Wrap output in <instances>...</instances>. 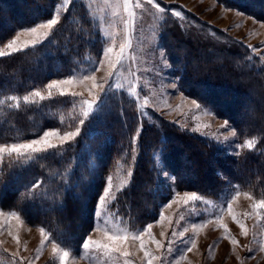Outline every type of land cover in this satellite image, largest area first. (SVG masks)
I'll return each mask as SVG.
<instances>
[{
  "label": "trees",
  "instance_id": "trees-1",
  "mask_svg": "<svg viewBox=\"0 0 264 264\" xmlns=\"http://www.w3.org/2000/svg\"><path fill=\"white\" fill-rule=\"evenodd\" d=\"M227 1L258 16L264 14V0ZM55 2L0 0V44L17 29L47 18ZM91 21L82 3L68 6L46 40L0 56V141L36 135L72 121L70 96L28 97L29 102L24 97L40 90L48 79L75 69L86 56L98 54L99 33ZM172 47L180 60L177 73L182 89L211 105L240 136L253 137V148L228 155L212 140L187 132L157 113L142 118L127 94L108 93L104 109L89 114L74 141L28 159H3L0 206L17 210L27 221L76 247L92 224L106 174L117 167L123 153L129 159L133 154L137 157L131 180L117 198L124 215L136 224L154 217L162 195L156 155L170 166L181 189L212 196L227 181H236L264 195V69L242 45L215 48L222 63L213 61L208 66L199 59L190 61L195 46ZM181 49L186 52L180 54ZM141 124L139 140L131 144Z\"/></svg>",
  "mask_w": 264,
  "mask_h": 264
},
{
  "label": "rangeland",
  "instance_id": "rangeland-1",
  "mask_svg": "<svg viewBox=\"0 0 264 264\" xmlns=\"http://www.w3.org/2000/svg\"><path fill=\"white\" fill-rule=\"evenodd\" d=\"M155 2L165 9L163 13L148 4L147 0H130L127 10L125 0H68L66 7L64 0H56L47 18L17 29L3 41L0 44V52L5 54L14 52L13 49L22 50L38 44L50 36L57 24L52 29L41 25L53 18L59 22L68 6L71 8L76 3H82L92 20V25L98 30L100 49L97 55H88L81 59L75 69L48 79L40 90L25 96L32 99L48 97L50 90L47 85L52 80L71 79L72 84L51 89L52 96L60 95L61 91L69 93L71 122L65 126L47 127L36 135L14 136L10 140L0 141V144L26 143L39 139L45 131H56L58 135L50 137V142L59 145V136L76 131L80 121L85 119L87 105L84 101L93 99L95 93L99 92V89H96L93 95L89 94L92 80L83 79L84 75H88L94 76L100 83L105 79L110 81L100 94L93 114L104 109L108 100L105 95L123 92L135 101L140 116L144 119L148 120L153 112L157 113L187 132L212 140L224 153L231 156L243 148H249V143L252 145L250 148H253V137L240 136L232 123L227 118L218 116L211 105L188 95L182 89L177 73L180 60L173 52L172 46H195L198 49L190 53L195 52L190 61L196 62L199 59L205 64L208 63V66L213 61L222 63L217 59V51H213L215 48H242V45L248 53L250 51L248 57H255L264 69V14L258 16L254 12L232 5L227 0ZM137 3L140 4L139 8L135 6ZM175 11H179L181 15H174ZM130 12L133 13L132 16L129 15ZM32 28H36L35 33L31 31ZM168 35L173 39L169 40ZM12 41L16 43L8 47ZM126 42L128 47L125 49L124 58L113 69L109 61H116L120 46ZM249 45L252 47H248ZM105 48L113 49L110 56L104 55ZM185 52V49L179 51L180 54ZM101 60L102 64L99 63ZM94 68L99 70L93 71ZM110 72L111 77L108 76ZM36 92H39L40 96H36ZM255 98L258 101V98ZM192 100H196L199 107L192 104ZM8 104L11 105V102ZM144 112L148 115L144 116ZM225 121L228 122L227 125L221 127ZM35 154L5 153L0 155V163L7 157L23 156L28 159ZM124 155L127 156L123 153L117 167L106 174L97 197L92 224L86 230L84 238L90 235L93 240L104 242L105 231L127 235L126 250L131 253L130 256L103 249L85 250L82 247L84 238L81 244L75 247L50 233L46 227L27 221L17 210L0 206V264H60L59 257L62 253L59 249L56 254L53 253V241L59 244L60 249L70 253L66 264H127V261L132 264H147L144 259L145 250L155 257H162L153 260V264H264V251H261L264 246V210L254 207L257 201L264 200V195L251 188H245L236 181H227L218 193L212 196L195 190L181 189L176 184L170 166L156 155V172L162 195L154 217L136 224L124 215L117 198L118 190L131 180L134 159L137 157L133 154L130 159L127 156L128 160H124ZM109 177L116 199L103 210L98 222L95 217L98 198L107 186ZM193 192L201 199L186 203L185 193ZM109 200H112L111 196ZM229 204L232 207L231 213L228 210ZM12 212L18 213L20 219L12 216ZM233 215L238 216L240 223L245 224L246 235L241 233L238 223L232 218ZM149 224L152 225L149 229L151 236L144 232ZM193 224L203 227L193 229ZM41 228L48 239L45 240L41 235ZM135 236L144 240V249H141L140 241L134 239ZM233 240L236 243H233ZM156 241L163 247H158ZM168 241L173 243L169 245ZM169 248L172 249L171 252ZM188 248L192 250L189 252ZM248 249L253 251L249 252ZM181 256L184 258L181 259Z\"/></svg>",
  "mask_w": 264,
  "mask_h": 264
},
{
  "label": "snow or ice",
  "instance_id": "snow-or-ice-1",
  "mask_svg": "<svg viewBox=\"0 0 264 264\" xmlns=\"http://www.w3.org/2000/svg\"><path fill=\"white\" fill-rule=\"evenodd\" d=\"M68 0H64V5L65 7L67 6ZM129 3L130 0H125V9L127 10V8L129 7ZM148 4L153 5L155 8H157L161 13H163L165 11L164 8H161L160 5L158 3L155 2V0H147ZM137 8L140 7V4L137 3L135 5ZM130 16L133 15V13H129ZM174 15L176 16H180L181 13L179 11H175ZM57 19L53 18L51 20H49L46 24L41 25V27L44 28H48V29H52L54 25L57 24ZM31 31L33 33L36 32V28H32ZM16 41H12L8 47H12L13 44H15ZM28 45H25V47H27ZM126 47H128L127 42L125 44H122L120 46V51L119 53H117V59L115 62L113 61H109L111 67L114 69L116 68L117 64L120 63V61L124 58L125 55V49ZM248 47H252L251 45H249ZM14 51H18L19 49H13ZM113 49L111 48H105L103 49L104 55L105 56H110L112 53ZM5 53L4 52H0V56H4ZM99 63H103V61H99ZM99 68H94L93 71H98ZM112 73L110 72L108 74L109 77H111ZM83 79L85 81L87 80H92V85L91 87L88 89L89 94L93 95L94 91L96 89H99V92H96L94 95V98L91 100H86L84 101V103L87 105V108L84 112V116L86 119L81 120L80 121V126L77 127L76 131L73 132H66L64 133L63 136H59V140H60V144H53L50 142V137H54L57 136L58 133L56 131H45L43 133V136H41L39 139H33L31 141H28L26 143H12V144H0V155L7 153L8 155H12V154H17V155H25L29 152L31 153H40V152H44L47 151L49 149H54L57 147H61L67 143H70L72 141H74L80 134L82 131V127L85 123V121L87 120V118L89 117V114L93 112L95 106L97 105V101L100 98V94L105 90L106 86H108L109 84V80L105 79V81L103 83H100L96 80V78L94 76H88V75H84ZM72 80L68 79V80H52L50 84L47 85L49 91V97L52 96V92L51 89L54 88H62L63 86L66 85H70L72 84ZM175 87V84L173 85ZM60 95H68L69 93L65 92V91H61L59 93ZM36 96H40L39 92L35 93ZM71 95H78L77 93H71ZM25 102H29L28 101V97H25ZM41 99H44V97H41ZM192 104L197 105V101L196 100H192ZM199 107V105H197ZM144 116H147L148 113L144 112L143 113ZM227 121H225L224 125H221V127H225L227 125ZM143 130V125L141 124V126L137 129V135L132 139L131 144H136L139 140V133L142 132ZM247 147H252V145L249 143L247 145ZM134 150V149H133ZM131 175V173H130ZM112 183H111V177L108 178V184L107 186H105L103 188L102 194H100L99 198H98V203H97V208H96V212H95V217L97 219V221L99 222L100 218L102 217L103 214V210L108 207L115 199L116 196L113 195L112 193ZM118 191H123V188L119 189ZM237 195H239V193H237ZM112 197V200H109V197ZM185 202H189V201H198L201 199L200 196H198L196 193H185ZM236 197H233V199H235ZM254 207L257 210H264V200H260L257 201L256 204L254 205ZM228 210L231 213L232 212V207L231 204L228 205ZM12 216H16L17 219H20V216L18 215V213L16 212H12L11 213ZM233 220H235L240 229H241V233L246 235V229H245V224L240 223L239 217L236 215H233ZM152 227L151 224H149L145 229L144 232L148 233L149 236H151V232H149V229ZM200 227H203V225H197V224H193V229H199ZM225 231H227V229L225 228ZM41 235L44 236V229L41 228ZM163 235V234H162ZM183 235V233L181 234ZM105 237L106 240L104 242H101L99 240H93L92 237L89 235L87 238H84L83 240V244L82 247L85 250H89V251H95L96 249H103L104 251H117V252H122L124 256H130L131 253L129 251L126 250V244H127V240H128V236L127 235H119V234H115V233H109L108 231H105ZM44 239H48L47 236H44ZM135 240H139L140 241V247L141 249L145 248V243L144 240L140 237V236H135L134 237ZM44 240L41 241V243L43 244ZM157 244L158 247H163V245L159 242L156 241L155 242ZM173 242L172 241H168V244L171 245ZM233 243H236L235 240H233ZM59 251L62 253L59 257L60 259V264H66L67 259L70 256V253L68 251H65L63 249L59 248V244L56 243L55 241H53L52 244V251L54 254L57 253V251ZM192 249L188 248V251L190 252ZM169 251L171 252L172 249L169 248ZM249 252H252V249H248ZM261 251H264V246L261 247ZM184 257L181 256V259H183ZM144 259L147 261V264H153V260L155 259H162V257H155L152 253L148 252V251H144ZM127 264H132L131 261H127Z\"/></svg>",
  "mask_w": 264,
  "mask_h": 264
}]
</instances>
